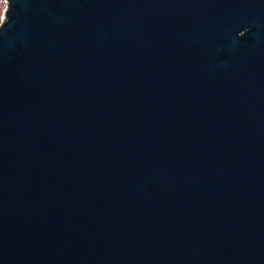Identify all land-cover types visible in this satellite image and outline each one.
<instances>
[{"label": "water", "instance_id": "95a60500", "mask_svg": "<svg viewBox=\"0 0 264 264\" xmlns=\"http://www.w3.org/2000/svg\"><path fill=\"white\" fill-rule=\"evenodd\" d=\"M0 264H264V0H8Z\"/></svg>", "mask_w": 264, "mask_h": 264}, {"label": "rangeland", "instance_id": "374dc122", "mask_svg": "<svg viewBox=\"0 0 264 264\" xmlns=\"http://www.w3.org/2000/svg\"><path fill=\"white\" fill-rule=\"evenodd\" d=\"M7 1L8 0H0V24L3 21L5 17V9L7 7Z\"/></svg>", "mask_w": 264, "mask_h": 264}, {"label": "built area", "instance_id": "2783aa9c", "mask_svg": "<svg viewBox=\"0 0 264 264\" xmlns=\"http://www.w3.org/2000/svg\"><path fill=\"white\" fill-rule=\"evenodd\" d=\"M7 9H8V1H7V7H6V9H5V12H6V13H7ZM6 13H5V17H4L3 21H2L1 24H0V27H1V25L4 23V21H5L6 18H7Z\"/></svg>", "mask_w": 264, "mask_h": 264}]
</instances>
